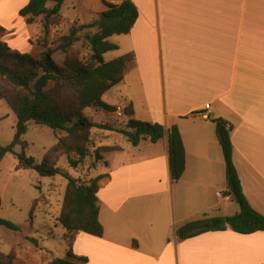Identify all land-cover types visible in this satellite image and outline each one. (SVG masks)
I'll list each match as a JSON object with an SVG mask.
<instances>
[{
    "label": "crops",
    "instance_id": "crops-1",
    "mask_svg": "<svg viewBox=\"0 0 264 264\" xmlns=\"http://www.w3.org/2000/svg\"><path fill=\"white\" fill-rule=\"evenodd\" d=\"M66 1L59 19L76 20L78 37L96 31L84 26L107 9L103 0L101 8L91 0H69V16L62 11ZM132 2L138 15L127 33L132 50L126 53L133 51L135 62L102 97L116 111L90 108L88 117L94 122L112 118L114 128L125 127L130 118L177 126L185 169L178 180L171 179L166 135L134 146L123 134L101 129L95 147H116L100 152L102 158L89 172L90 177L102 175L97 205L103 235L80 232L74 253L87 257L86 264H264V231L176 235L194 217H226L239 210L237 203L225 208L220 203L221 196L232 198L223 195L225 162L213 122L218 118L232 125V159L243 194L264 216V0ZM28 3L0 0V25L12 49L36 56L44 47L33 38L42 36L43 25L41 17L27 23L20 14ZM117 38L107 39L119 47ZM111 51L103 54L104 61L119 56ZM129 104L132 115L116 117ZM205 104L208 119L198 115ZM219 206L218 215L207 216Z\"/></svg>",
    "mask_w": 264,
    "mask_h": 264
},
{
    "label": "trees",
    "instance_id": "trees-1",
    "mask_svg": "<svg viewBox=\"0 0 264 264\" xmlns=\"http://www.w3.org/2000/svg\"><path fill=\"white\" fill-rule=\"evenodd\" d=\"M52 1V7L47 2ZM65 0H29L20 10L27 23L41 17L43 25L41 44L44 50L36 56L12 49L4 40L6 30L0 25V100L4 101L16 116L15 134L7 145H0V162L7 153H15V147L23 149L27 143L22 139L28 123L46 126L57 133L56 142L47 150L41 161L26 156L24 151L16 153L20 166L35 170L40 176L62 175L66 186L57 222L63 226V239L67 249L64 257L53 258L49 264H86L87 257L76 255L73 244L80 232L95 236L103 235L97 205L98 180L102 175L81 180L57 166L59 156L65 155L68 163L76 168L88 156V141L92 128L114 130L123 134L136 146L141 140L156 142L165 135L169 145L170 177L178 180L185 169V149L177 126L165 128L158 122L128 119L125 127L114 128L94 122L83 113L86 108H97L106 112L115 111V106L105 103L103 95L119 84L128 69L135 62L133 51L112 60L104 61L103 54L118 46L107 38L113 34H127L137 18V10L132 0H122L119 4L103 0L107 9L99 18L84 28H96L84 36L83 47H78V27H68L49 43V26L60 18ZM60 54L56 60L53 55ZM132 115V104L124 109ZM216 133L225 162L226 188L224 196L230 195L239 210L224 217L190 220L176 230L179 239H185L206 231L231 229L242 234L264 231V216L252 208L243 194L241 182L233 163L231 142L232 125L223 118L214 119ZM102 151L114 150L115 146H100ZM75 154V157H73ZM101 155L97 157L100 160ZM35 204V201H34ZM1 205V195H0ZM35 206L30 210L33 219ZM0 223L10 228L16 226L6 219ZM0 264H27L19 260L15 251H0Z\"/></svg>",
    "mask_w": 264,
    "mask_h": 264
},
{
    "label": "rangeland",
    "instance_id": "rangeland-1",
    "mask_svg": "<svg viewBox=\"0 0 264 264\" xmlns=\"http://www.w3.org/2000/svg\"><path fill=\"white\" fill-rule=\"evenodd\" d=\"M91 1L93 7L101 8L103 5L102 0ZM53 5L52 1L47 2L48 7ZM62 11L65 16L73 14L69 0L66 1ZM87 33L80 34L77 41L78 47H81L84 54H87V49L83 47L84 36ZM116 37L119 41L117 49L119 56L125 54L127 50H132L131 40L127 34H116ZM58 57L57 59L60 58ZM83 113L88 116L90 108L84 109ZM116 117H120L117 112ZM109 119L103 118L97 123L113 124V119ZM15 124V114L4 101L0 100V145H7L13 140ZM100 133L99 128L91 129L88 141L89 153L84 162L73 168L69 165L67 157L63 155L59 156L57 166L74 177H81L83 181L89 179V172L95 166L97 157L101 155L98 149L100 146L95 147L100 141ZM56 137L57 133H54L52 129L28 123L26 133L22 137L27 146L23 149L17 145L15 153H7L0 162V218L16 226V228H10L0 223V251L8 253L13 250L17 258L27 264H49L53 258L64 257L67 249L63 239L64 228L56 220L61 208L66 179L60 174L40 176L35 170L20 166L16 154L24 151L26 156L41 161L47 150L56 142ZM220 203L223 208L225 205L236 206L235 201H227L222 196ZM33 205L36 209L31 219L30 210ZM221 207L206 211L207 216L218 215L222 210ZM196 218L199 217H194L192 220Z\"/></svg>",
    "mask_w": 264,
    "mask_h": 264
},
{
    "label": "built area",
    "instance_id": "built-area-1",
    "mask_svg": "<svg viewBox=\"0 0 264 264\" xmlns=\"http://www.w3.org/2000/svg\"><path fill=\"white\" fill-rule=\"evenodd\" d=\"M66 24H68V26L70 27H77V21L74 19H69L66 23H64V21L62 19H59L57 22L51 24L49 26V35H48V41L49 43L51 42V40L53 38H55L56 36L60 35L63 30L65 29ZM42 41V36L41 35H36L33 38V42L35 43H41ZM208 109H209V104H205L203 111L199 112L198 115L203 118V119H208ZM118 116H122L125 115L124 111H117ZM227 198H229L227 196Z\"/></svg>",
    "mask_w": 264,
    "mask_h": 264
},
{
    "label": "water",
    "instance_id": "water-1",
    "mask_svg": "<svg viewBox=\"0 0 264 264\" xmlns=\"http://www.w3.org/2000/svg\"><path fill=\"white\" fill-rule=\"evenodd\" d=\"M224 220H225V218H224Z\"/></svg>",
    "mask_w": 264,
    "mask_h": 264
}]
</instances>
